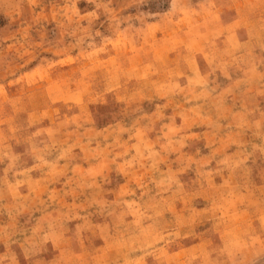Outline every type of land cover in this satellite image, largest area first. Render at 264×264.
<instances>
[{"label":"rangeland","instance_id":"obj_1","mask_svg":"<svg viewBox=\"0 0 264 264\" xmlns=\"http://www.w3.org/2000/svg\"><path fill=\"white\" fill-rule=\"evenodd\" d=\"M0 264H264V0H0Z\"/></svg>","mask_w":264,"mask_h":264}]
</instances>
